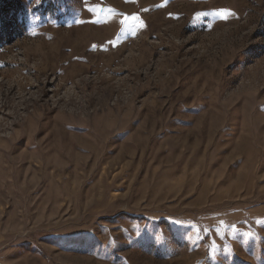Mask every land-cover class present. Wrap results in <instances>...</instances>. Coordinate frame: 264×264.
<instances>
[{"label": "rangeland", "instance_id": "rangeland-1", "mask_svg": "<svg viewBox=\"0 0 264 264\" xmlns=\"http://www.w3.org/2000/svg\"><path fill=\"white\" fill-rule=\"evenodd\" d=\"M0 2V264H264V0Z\"/></svg>", "mask_w": 264, "mask_h": 264}, {"label": "snow or ice", "instance_id": "snow-or-ice-1", "mask_svg": "<svg viewBox=\"0 0 264 264\" xmlns=\"http://www.w3.org/2000/svg\"><path fill=\"white\" fill-rule=\"evenodd\" d=\"M161 6H163V5H161ZM87 10L91 11V9H87ZM145 11H147V9H145ZM204 15H208V13H198V16H204ZM215 15L218 16L222 20H227L230 16H234L235 13L232 12L231 10H228V9H222V10H219L217 13H215ZM78 22H83V21H78ZM93 22H95V21H93ZM120 23L122 25H124L125 29L131 31V33L133 35H135L138 25L140 27H143V21L140 20L139 16L135 15V14L132 16L124 15V18L120 21ZM33 34H35V33H33ZM109 43L112 44L113 46H116L117 42L116 41H109ZM232 227L235 229V225H233ZM217 234L219 235V233H217ZM246 235L252 236V233H246ZM217 248H218V246L215 245V243H213V246H212L213 255L217 251Z\"/></svg>", "mask_w": 264, "mask_h": 264}, {"label": "trees", "instance_id": "trees-1", "mask_svg": "<svg viewBox=\"0 0 264 264\" xmlns=\"http://www.w3.org/2000/svg\"><path fill=\"white\" fill-rule=\"evenodd\" d=\"M7 7H8L7 9H11V10L14 9V5L13 4H7ZM1 13H3V12L0 11V15H1Z\"/></svg>", "mask_w": 264, "mask_h": 264}]
</instances>
